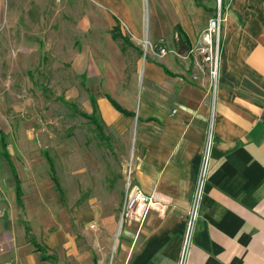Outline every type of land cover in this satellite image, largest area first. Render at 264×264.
Wrapping results in <instances>:
<instances>
[{
	"label": "crops",
	"instance_id": "crops-1",
	"mask_svg": "<svg viewBox=\"0 0 264 264\" xmlns=\"http://www.w3.org/2000/svg\"><path fill=\"white\" fill-rule=\"evenodd\" d=\"M175 8L176 27L187 34L191 48L216 9L187 13ZM223 13L215 101L207 77L193 80L198 74L193 58L168 54L146 60L142 88L133 95L139 100L138 113L126 105L135 115L125 116L111 104L126 118L137 116L119 170L124 177L116 191H103L110 196L100 197L99 211L83 220L81 242L72 243L74 238L64 232L48 242V254L55 259L43 261L39 255L41 262H32L26 229L17 226L8 238L15 250L0 252L2 264L15 255L17 264H179L210 125L208 174L187 264H264V0H225ZM41 16L29 0H0V74L30 72L44 33ZM163 23L152 31L153 39L170 38ZM128 176L163 206L151 210L143 223L120 221ZM6 197L17 198L16 189L8 196L0 186L3 212ZM16 230L23 236V253L15 244Z\"/></svg>",
	"mask_w": 264,
	"mask_h": 264
},
{
	"label": "rangeland",
	"instance_id": "rangeland-1",
	"mask_svg": "<svg viewBox=\"0 0 264 264\" xmlns=\"http://www.w3.org/2000/svg\"><path fill=\"white\" fill-rule=\"evenodd\" d=\"M29 1L33 9L41 12L38 19L44 32L30 72L0 74V186L8 196L15 191V177L4 157V132L23 193L21 202L17 198L3 200L6 205L0 220V252L15 250L8 240L9 233L17 226L25 230L26 222L37 241L49 251L50 238L64 232L74 238L72 243L78 239L81 242L83 220L88 221L99 211L100 197L107 195L103 191L113 193L124 177L119 170L126 138H130L137 122V116L131 120L116 111L107 96L123 107L133 106L137 114L139 100L133 95L142 88L146 60L157 58L160 46L175 49L177 54L173 55L178 58H192L188 50L180 51L175 7L179 5L187 13L192 9L214 11L220 2L166 0L165 8L163 0ZM221 2L224 6L225 0ZM117 20L133 45L112 38ZM163 20L162 28L169 30L170 38L155 40L152 31ZM145 38L150 42L148 49L143 44ZM90 91L97 100L103 137L94 121L78 112L93 113ZM48 157L60 188L53 180ZM90 227L94 229L95 223ZM22 239L16 230L15 244L21 247ZM21 248L23 253L25 248ZM27 253L32 262L34 258L41 262L33 245ZM9 259L7 264L19 261L16 255Z\"/></svg>",
	"mask_w": 264,
	"mask_h": 264
},
{
	"label": "built area",
	"instance_id": "built-area-1",
	"mask_svg": "<svg viewBox=\"0 0 264 264\" xmlns=\"http://www.w3.org/2000/svg\"><path fill=\"white\" fill-rule=\"evenodd\" d=\"M224 22L225 16L223 13V5L220 0L216 7L214 16L209 19L197 43L188 51L189 54L192 55L193 61L198 68V74L193 75V80L197 82L201 75L207 77L209 90L212 93L214 101L220 80ZM168 54H177V52L173 48L170 49L168 47L160 46V52L157 55L166 56ZM212 133V125H210L202 165L192 195L191 205L187 213L186 229L179 264H187L190 248L194 241L196 223L200 216L204 186L208 174V161L210 158ZM126 189L122 220H134L139 223H143L151 210H162L163 206L158 198L144 193L139 186L132 183L129 176L126 181ZM3 214L4 212L0 205V218H2Z\"/></svg>",
	"mask_w": 264,
	"mask_h": 264
},
{
	"label": "trees",
	"instance_id": "trees-1",
	"mask_svg": "<svg viewBox=\"0 0 264 264\" xmlns=\"http://www.w3.org/2000/svg\"><path fill=\"white\" fill-rule=\"evenodd\" d=\"M176 32L178 33V45L180 47V51L181 52H184L186 50H189L190 49V41H189V38L187 36V34L184 32V30L178 25L176 27ZM113 37L115 39H121L124 41V43H128L130 45H133V43L131 42L129 36H127L126 34H124L121 29H120V20H117V25L113 28ZM85 83V82H84ZM90 96V100H91V104H92V108H93V113L92 114H88L86 113L85 111H82V110H78V112L84 116V117H88L90 118L92 121H94V123L97 125V128L98 130L100 131V135L101 137H103V126L101 125V123H99V120H98V117H97V101L94 97V95L92 93L89 94ZM60 99H62V101H64L65 103H69L67 102L63 97H61ZM108 99L109 101L111 102V104L114 106V108L116 110H118L119 112L123 113L125 116H132V115H135L133 112L125 109L124 107H122L114 98H112L111 96H108ZM6 134L4 132H2V141H3V147H4V157L5 159L7 160V162H9L10 164V167H11V170H12V174L13 176L15 177V181H16V186H15V189H16V194H17V199L19 202H21L22 200V188H21V183H20V179H19V176H18V173H17V170H16V166L11 158V155L8 151V144H7V141H6ZM50 163H51V166H52V162H51V159L48 157ZM52 171L54 173L53 175V180L55 182V185L56 187L60 188V183L59 181L57 180L56 176H55V172H54V169H53V166H52ZM25 229H26V234H27V238H28V241L35 247V250L37 252L40 253V257H41V260L45 261V260H49V259H55L54 256L48 254V250H47V247L40 244L37 239L35 238V236L32 234L31 232V227L28 223L25 224Z\"/></svg>",
	"mask_w": 264,
	"mask_h": 264
},
{
	"label": "bare ground",
	"instance_id": "bare-ground-1",
	"mask_svg": "<svg viewBox=\"0 0 264 264\" xmlns=\"http://www.w3.org/2000/svg\"><path fill=\"white\" fill-rule=\"evenodd\" d=\"M143 44H144L145 48L148 49L150 47L149 39L145 38L143 41Z\"/></svg>",
	"mask_w": 264,
	"mask_h": 264
}]
</instances>
